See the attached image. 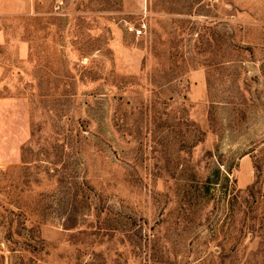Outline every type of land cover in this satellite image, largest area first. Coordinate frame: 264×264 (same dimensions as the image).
I'll list each match as a JSON object with an SVG mask.
<instances>
[{"label":"rangeland","instance_id":"374dc122","mask_svg":"<svg viewBox=\"0 0 264 264\" xmlns=\"http://www.w3.org/2000/svg\"><path fill=\"white\" fill-rule=\"evenodd\" d=\"M0 264H264V0H0Z\"/></svg>","mask_w":264,"mask_h":264},{"label":"trees","instance_id":"16d2710c","mask_svg":"<svg viewBox=\"0 0 264 264\" xmlns=\"http://www.w3.org/2000/svg\"><path fill=\"white\" fill-rule=\"evenodd\" d=\"M213 169V174L211 176H207L204 180L197 181L196 185L193 186L194 190L192 192V195L195 201H199L198 204L203 202L206 196H209L211 198L215 197V189L213 188L219 185L218 183H216L217 180L221 179L223 182H228V178H226L221 171V165L219 162H217V166H215ZM253 190V187H249L244 192H251ZM241 193H243L242 190L232 189L231 196H225L226 202L224 207L228 213H232L234 211L236 200ZM68 227L71 228L72 226Z\"/></svg>","mask_w":264,"mask_h":264},{"label":"built area","instance_id":"2783aa9c","mask_svg":"<svg viewBox=\"0 0 264 264\" xmlns=\"http://www.w3.org/2000/svg\"><path fill=\"white\" fill-rule=\"evenodd\" d=\"M130 31L134 33L136 37H139L143 34V26L141 28H130Z\"/></svg>","mask_w":264,"mask_h":264}]
</instances>
